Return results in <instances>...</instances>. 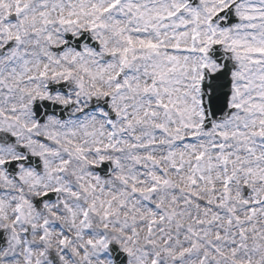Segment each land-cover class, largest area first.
<instances>
[{
	"label": "snow or ice",
	"instance_id": "1",
	"mask_svg": "<svg viewBox=\"0 0 264 264\" xmlns=\"http://www.w3.org/2000/svg\"><path fill=\"white\" fill-rule=\"evenodd\" d=\"M0 264H264V0H0Z\"/></svg>",
	"mask_w": 264,
	"mask_h": 264
}]
</instances>
